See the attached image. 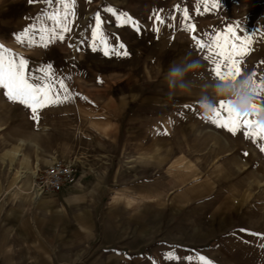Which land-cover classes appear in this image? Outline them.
Listing matches in <instances>:
<instances>
[{"label": "rangeland", "instance_id": "374dc122", "mask_svg": "<svg viewBox=\"0 0 264 264\" xmlns=\"http://www.w3.org/2000/svg\"><path fill=\"white\" fill-rule=\"evenodd\" d=\"M63 2L71 5L70 30L63 39H52L56 25L48 17L59 12L64 23L60 0H0L5 61L23 58L25 75H35L50 100L63 99L62 79L70 94L61 103H46L34 120L28 106L11 100L0 87V264H126L107 255L92 259L89 249L100 237L89 228L108 221L95 205L100 199L105 207L113 193L109 188L120 187L131 195L139 188L143 200L152 196L159 209H168L165 218L158 216L164 226L157 234L142 226V235L173 246L143 248L141 258L127 264H204L200 257L209 264H264V140L218 126L195 97L170 98L164 81L169 64L191 53L200 60L204 79L188 77L189 87L210 88L216 81L212 64L194 47L192 36L207 43L232 27L251 40L247 54L237 58L241 75L255 71L259 83L264 77V0ZM214 2L220 6L212 8ZM185 9L195 32L182 27ZM120 14L131 17L139 31L132 23L121 24ZM157 14L164 23L156 22ZM97 15L100 33L94 37ZM40 70L50 71L45 76ZM132 88L146 91L129 96ZM140 102L146 106L139 107ZM254 104L258 111L248 119L264 126V92ZM15 150L21 155L12 159L7 152ZM24 157L32 173L21 179ZM53 159L74 164L79 177L77 185L64 188L76 198L62 211L56 232L47 224L38 229L31 198L37 168L46 169ZM87 185L94 191H86ZM103 191L107 194L101 197ZM119 198L117 192L113 202ZM168 253L178 259L169 260Z\"/></svg>", "mask_w": 264, "mask_h": 264}, {"label": "snow or ice", "instance_id": "6c2138e0", "mask_svg": "<svg viewBox=\"0 0 264 264\" xmlns=\"http://www.w3.org/2000/svg\"><path fill=\"white\" fill-rule=\"evenodd\" d=\"M65 9L63 20L64 23L61 24L59 19V12H53L52 15L48 17L49 20L53 21L56 27L52 29V39H56L57 36L59 39H63L62 33L68 32L70 29L68 27V12L67 9L71 6L68 3H64L63 0H60ZM49 3H52V0H49ZM219 2H214L211 7H219ZM209 6L205 4L204 11H208ZM109 12H113L112 9H107ZM115 14V13H114ZM183 17L185 23L182 27L191 32H195V25L187 23L189 16L188 10L185 9L183 12ZM157 23H164V20L160 17L159 14L156 15ZM118 20L121 24L132 23L139 31V26L132 21L131 17H127L125 14H120ZM100 17L96 16V32L93 33V36H97L100 33ZM60 28V33L56 32V28ZM158 31V28L155 29ZM27 31V30H26ZM227 34L217 33L215 36L210 38L209 42L198 39L195 35L192 36L194 41V47L197 50L205 52V59H209L212 64L211 74L216 80L227 81L229 79L235 80L241 76L240 65L242 63L241 59L248 52V46L251 43L250 39H242L241 36L236 34V30L232 27L227 28ZM19 39V37H18ZM102 39V37H101ZM105 43V54H108V49ZM123 48V45L120 46ZM115 54H122L127 56L129 53L125 50L122 53H116L115 49H112ZM7 52L6 49L0 48V53ZM25 65L26 62L23 58H18L17 60L9 59L5 61L4 56L0 54V87H3L7 90V95L11 100L19 101L20 103L28 106L33 116L34 120H38V109L44 107L46 103H61L64 100L70 99L69 89L65 85L64 80L59 81V87L64 92L63 99L55 98L49 99V90L46 86L37 78L35 75L28 77L25 75ZM47 76L48 71L50 70H40ZM257 73L253 71L251 77L254 79ZM33 80V83H30L29 80ZM67 79V77L65 78ZM255 88H256V99L259 96V93L264 92V77L260 78L259 83L254 79ZM258 111L257 106L253 104L252 111L249 114L241 115L231 108L230 101L220 100L217 106L214 109V119L212 122L216 123L220 127H225L228 131L236 134L241 129L244 130V135L246 137H251L254 140L259 138L264 140V126L256 124L254 121L249 120L248 116L255 114ZM261 151H264V147H261ZM243 231V230H242ZM169 260L178 259L172 253L167 254ZM188 259H191L190 257ZM204 264H209L204 257L199 258Z\"/></svg>", "mask_w": 264, "mask_h": 264}, {"label": "crops", "instance_id": "0c3cea01", "mask_svg": "<svg viewBox=\"0 0 264 264\" xmlns=\"http://www.w3.org/2000/svg\"><path fill=\"white\" fill-rule=\"evenodd\" d=\"M144 91H146L144 88H140L139 91L132 88L127 93L130 92L129 96L136 97L141 96ZM138 105L139 107L146 106L142 102ZM134 187L136 185H133ZM85 190L94 191V188L87 185ZM133 190H135V194L131 195L127 193L125 187L109 188V191L113 193L108 195V199L105 201L107 204L103 208L99 206L101 200L98 199L97 205H95L96 213L102 211L101 214L108 217V221L105 220L98 223L94 228H89L96 235H100L97 241H93L91 246H89L92 259L98 255H107L110 256V260L117 257L127 264L135 261L136 258H141L143 248L151 246L173 247L162 240L151 243L146 236L142 235V226H145L149 232L154 231V235H156L158 227L164 226V223L161 225L157 223L158 216L165 218L168 215V209H159L156 200H153L152 196H149V200L147 198L143 200L142 195L138 191L139 188H134ZM117 192L120 193V198L117 202H113V197ZM106 194L103 191L101 197L106 196ZM73 197L76 198L75 195L72 196L70 190L65 189L58 193L44 194V197L39 200L31 197L36 203L34 205L37 208L38 229H44V225L47 224L49 230L54 232L61 230L62 211L71 207ZM84 211H88L87 208ZM181 249H183L182 246ZM182 257H184L183 254Z\"/></svg>", "mask_w": 264, "mask_h": 264}, {"label": "clouds", "instance_id": "9594fccd", "mask_svg": "<svg viewBox=\"0 0 264 264\" xmlns=\"http://www.w3.org/2000/svg\"><path fill=\"white\" fill-rule=\"evenodd\" d=\"M201 62L191 53H185L174 59L164 74V81L169 97H195L200 108L206 113H213L220 100L230 101L233 111L246 115L252 111L256 101L254 79L250 74H242L235 80L211 81L210 88L197 91L189 87L188 77L204 79L201 75Z\"/></svg>", "mask_w": 264, "mask_h": 264}, {"label": "built area", "instance_id": "2783aa9c", "mask_svg": "<svg viewBox=\"0 0 264 264\" xmlns=\"http://www.w3.org/2000/svg\"><path fill=\"white\" fill-rule=\"evenodd\" d=\"M36 180H38L37 189L47 194L58 193L66 187L77 185L79 177L74 164L55 160L46 169H39Z\"/></svg>", "mask_w": 264, "mask_h": 264}, {"label": "bare ground", "instance_id": "6f19581e", "mask_svg": "<svg viewBox=\"0 0 264 264\" xmlns=\"http://www.w3.org/2000/svg\"><path fill=\"white\" fill-rule=\"evenodd\" d=\"M20 150H15V151H11V152H7V155H12V159H16V157H19L21 155V153H19ZM20 154V155H19ZM56 159H53V161H55ZM24 164H23V167L21 168V170L19 171V176L21 177V179H26L28 178V175L32 173V168H31V164L29 162V160L24 157ZM39 171V169L37 168V172ZM37 172H36V175H37ZM18 174V173H17ZM36 178V177H35ZM34 191H35V199H40L42 197H44V194L37 189L36 187V182L34 184Z\"/></svg>", "mask_w": 264, "mask_h": 264}]
</instances>
